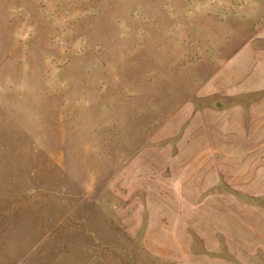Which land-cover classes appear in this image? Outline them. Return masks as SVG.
<instances>
[{
	"label": "rangeland",
	"instance_id": "1",
	"mask_svg": "<svg viewBox=\"0 0 264 264\" xmlns=\"http://www.w3.org/2000/svg\"><path fill=\"white\" fill-rule=\"evenodd\" d=\"M0 264H264V0H0Z\"/></svg>",
	"mask_w": 264,
	"mask_h": 264
}]
</instances>
